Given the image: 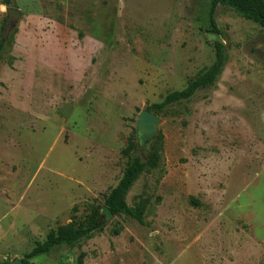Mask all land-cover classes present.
Returning <instances> with one entry per match:
<instances>
[{
	"label": "rangeland",
	"instance_id": "rangeland-1",
	"mask_svg": "<svg viewBox=\"0 0 264 264\" xmlns=\"http://www.w3.org/2000/svg\"><path fill=\"white\" fill-rule=\"evenodd\" d=\"M10 7L20 10L11 22ZM210 8L0 0V264L24 259L73 215L102 211L131 161L151 151L140 112L211 66L216 41L227 61L215 84L149 110L160 118L161 163L126 196L145 206V224L102 218L91 238L29 263L81 264L84 252L82 264H264V25L219 3L216 35ZM133 129L138 147L126 156Z\"/></svg>",
	"mask_w": 264,
	"mask_h": 264
},
{
	"label": "trees",
	"instance_id": "trees-1",
	"mask_svg": "<svg viewBox=\"0 0 264 264\" xmlns=\"http://www.w3.org/2000/svg\"><path fill=\"white\" fill-rule=\"evenodd\" d=\"M1 2L3 5L10 6L12 0H1ZM219 3L228 4L247 17L264 25V0H211L210 21L212 32L216 35H219L220 32L217 28L214 14ZM6 42L7 39L0 36V58L6 47ZM215 48L216 56L211 66L206 68L194 80L190 81L183 90L168 94L162 102L152 104L148 107V110L161 111L174 103L189 100L200 89L213 86L222 73L227 61L225 46L216 41ZM137 147V130L133 129L128 144L123 150V154L131 156ZM162 150L163 135L159 134L152 144L148 158L144 161L140 157H135L127 166L119 183L111 190L105 201V206H107L115 216L127 215L137 220L140 224H145V206L142 204H136L134 207L130 206L126 196L143 172L159 167L162 159ZM192 202L195 204L194 201ZM72 210L76 212L77 206H74ZM105 226L106 222L102 219L101 212L97 209H94L93 212L87 216L85 221L78 220L77 217L73 215L69 223L51 229L43 241L36 242L33 249L25 255L22 261L24 264H30L29 259L47 254L55 247L61 245H67L69 247L76 246L82 240L91 238L95 233L102 231ZM122 229V227H119L114 230V233L119 234ZM85 255L84 252H81L78 257V261L81 264L84 262Z\"/></svg>",
	"mask_w": 264,
	"mask_h": 264
},
{
	"label": "water",
	"instance_id": "water-1",
	"mask_svg": "<svg viewBox=\"0 0 264 264\" xmlns=\"http://www.w3.org/2000/svg\"><path fill=\"white\" fill-rule=\"evenodd\" d=\"M8 20L17 19L20 15V10L15 8H7ZM11 22V21H10ZM212 38H217L216 35H210ZM160 122V118L149 110H142L138 117L137 130L144 137L145 140H151L157 137L156 124ZM102 218L110 220L114 214L105 206L102 211ZM7 264H24L21 259H15Z\"/></svg>",
	"mask_w": 264,
	"mask_h": 264
}]
</instances>
